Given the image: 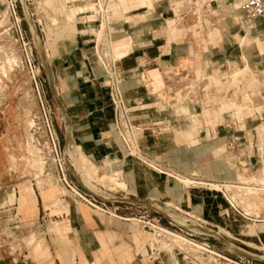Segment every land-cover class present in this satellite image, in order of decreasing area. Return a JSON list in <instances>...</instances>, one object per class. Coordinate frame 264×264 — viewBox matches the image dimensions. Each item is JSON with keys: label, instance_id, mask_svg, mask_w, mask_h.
I'll use <instances>...</instances> for the list:
<instances>
[{"label": "rangeland", "instance_id": "obj_1", "mask_svg": "<svg viewBox=\"0 0 264 264\" xmlns=\"http://www.w3.org/2000/svg\"><path fill=\"white\" fill-rule=\"evenodd\" d=\"M46 1L17 0L18 10L17 20H15L7 9L6 0H0V90L2 91L0 93V185L7 184L9 188H7L5 196L3 190H0V249L17 239L14 234L4 236L2 228L4 229L6 224L5 220L14 222L16 216L21 213V207L15 210L14 207L8 208V205L19 203L22 190H24L26 202L34 201L37 198L43 205H48V203H53V200L48 199L46 193L49 188L54 187L59 190L56 197L61 199L63 205H70L71 208H83L90 212L85 203L73 196L58 182L52 156L49 150L46 149L48 145L42 148L43 144L48 143L47 121H52L61 143V149L65 151L64 161L69 167L74 165V168L71 169H73L74 176L80 183L79 185L97 196L112 199L104 193L105 189H108V192H112L115 196L122 194L123 191L129 193L125 179L132 180L134 178L133 174L136 173V168H138L135 165L138 164L141 165L140 171L144 173L142 178L151 179L153 177L162 185L167 184L172 189V192L164 199L167 202L166 208L163 207L160 211L167 218L174 217L173 219L184 227L197 228L195 220H192L191 217L198 218L200 216L197 214L196 209L190 206L193 193H190L186 185L179 182L177 178L194 181V184H196L195 182L207 184L206 182L211 181L212 183L239 184L248 188L259 186L263 192L253 191L254 194L250 195L245 202L249 203V205L246 203L249 210H251L250 207L252 209L254 207L264 213V203L262 201L264 200V174L258 175L248 170L246 161L238 157L239 151H244L247 147L251 149L252 137L256 136L255 127L239 128V124L242 121L255 123L258 118L263 117L262 114L255 112V109L264 104V31L248 35L245 27L247 29L254 28L253 26L260 22L264 24V20L246 25L242 19L241 10L237 11L233 4L234 0H171L181 3L180 7L183 15L175 18L166 17L168 19H166L165 24L156 36L166 39L167 42L174 39L188 41L190 36L186 37L185 30L188 29V25L198 24L202 31L200 30L199 34L195 36V38L198 37L199 41V47L196 48L195 53L201 60L205 59L204 56L212 55L213 59L211 60L213 61L204 60L203 63L198 65V87L199 91L204 93V96H197V102L195 101L194 104L199 103L201 107L204 104H211L213 108L210 111L198 109L187 113L182 112L180 109L187 106L181 107L179 105L184 102L191 103L196 96L193 97L190 94L191 85L185 87L186 83L183 85L184 87L180 86L176 91L174 87L175 80H168L166 85L172 89V92L161 99L168 103L170 108L167 114H169L168 116L171 114L172 119L178 120L177 125L176 127L174 125H149L138 119L140 115L144 114L141 104H130L127 100L128 96L124 95L125 92L134 87L130 88L129 86L126 87L125 83L121 84L120 93L125 108V111L122 112L121 121L127 126V130H124L122 132L123 136H121L113 126V117L111 128L119 142L122 157L114 162L107 161V164L93 162L98 168V174L97 169L94 173H91L83 165L82 157L79 158L78 153L70 152L69 147H65L63 135L67 116L61 103L55 102L53 99L47 87L44 72L50 52L59 42L76 40L79 38V33H85L84 35H87L85 37L93 40L92 35L96 32L97 24L91 23L90 26L86 24L85 20L81 19L83 17L82 13H87L92 6V0H68V2H66L67 0H52L53 3L50 4H47ZM64 4H66L65 8ZM126 5L130 6L127 10L125 9ZM136 5L137 0H116L114 10H117V15L114 19L120 22L125 21L129 15L122 14H126L135 8L138 9L139 7ZM163 5L162 0H156L152 6L147 7L151 12L161 13ZM66 7L82 10L81 15L77 14L73 21L74 25L69 24L66 17V12H68ZM193 7L195 8L193 12H196V15H193V12L190 13V9ZM136 14L141 17V12L137 11ZM151 18L155 21L159 20L157 15L151 16ZM169 23H175L179 29L180 34L177 37L170 36ZM157 25L160 26L161 23ZM34 29L38 35L37 40L34 36ZM114 31H117L116 28H114ZM20 32H22L24 41ZM118 35H114L112 39L115 47L120 38H123H117ZM25 42L29 43V46L26 47ZM208 45L211 46L208 47ZM188 51L189 49H183L184 58L189 54ZM224 55L232 63L230 66H224L219 62L224 58ZM13 59H16L17 63L7 62V60ZM122 60L118 59L117 62L120 63ZM96 61V66L101 71V78L107 83L106 75L97 57ZM182 61L184 63L186 60ZM145 66L147 65L141 64V68ZM246 67L248 69L245 72L238 74ZM116 69V76L119 79L120 65H116ZM236 81L239 83H236ZM160 84L162 85V81H160ZM109 88L110 82L108 83V90ZM181 88H183V91ZM108 103L113 111V101L109 92ZM194 123L197 127L195 129L196 133H193V138L199 141L197 147H192L190 140L183 136V132L193 130ZM263 123L264 121H261L260 124ZM149 130L157 134H169L170 137L159 143H141L140 139L144 136L142 132H148ZM257 132L262 137V144L264 145V125L258 128ZM38 142H41V146L38 145ZM28 143L31 144L29 146L33 149V154L38 162L42 164L46 162L42 174L38 171V165L35 162L33 164L32 155L27 149ZM130 143L134 147L131 150L128 149V146L131 147ZM219 148H224L225 151L222 153L217 152ZM142 151L147 155L143 154ZM11 155L16 158L15 164L10 161ZM14 157H12V160L15 159ZM222 170L226 171L224 176L220 175ZM124 171H128L127 177ZM164 173L172 176H166ZM69 176L71 180L78 183L73 174L70 173ZM102 176L106 177L105 180L102 179ZM112 176L114 178H111ZM112 180H116L115 183L118 186ZM30 188L34 189L36 197L32 195ZM252 200L254 203L250 202ZM180 204L187 205V208L178 207L181 212L170 209L171 206H180ZM214 205L215 210L218 209L217 201ZM222 207L226 211L224 205ZM52 210H55L56 213L53 214L50 211L47 214L61 216L65 212L60 207ZM151 213V217L158 216L153 212ZM65 214H68V212H65ZM167 218L161 219V226L174 232L176 229L169 225ZM55 224L57 223H54L53 227ZM217 224L220 228L218 234L224 238L223 235L229 233V230L223 226L225 224ZM247 231L249 232V230H246V235H253L251 231L250 233H247ZM50 234H52L51 238L56 250H59L50 262H53L56 257L60 262H63V258H67L66 249L69 247L63 245L61 237L52 230H50ZM175 234L190 239L184 233ZM204 238L198 236L195 239L196 243L201 244L204 242ZM41 239H44V237L37 240L40 241ZM150 239L153 244L158 240L155 236ZM175 240L172 241L171 239V242L163 240V243L161 242L162 249H171V245L175 243L173 247L186 248V246L181 245V242ZM227 241L252 253L230 251L229 248L232 245L230 247L224 246L221 241L220 243L218 240L211 238L209 244L227 257L235 259L237 254L252 259H260L254 254V251L231 240ZM178 243L180 244L178 245ZM165 244L166 246H164ZM44 246H47L45 240ZM40 247H43L42 243ZM70 248L74 250V244ZM232 248L234 249V247ZM33 258L36 259L35 256ZM184 264L191 263L184 261Z\"/></svg>", "mask_w": 264, "mask_h": 264}, {"label": "crops", "instance_id": "obj_2", "mask_svg": "<svg viewBox=\"0 0 264 264\" xmlns=\"http://www.w3.org/2000/svg\"><path fill=\"white\" fill-rule=\"evenodd\" d=\"M154 1L156 0H137L136 6L139 8L122 14L129 16L125 21H119L115 27L119 34L117 38L123 37L116 43V47L114 45L115 55L119 60L123 59L117 63L120 65L119 83H125L126 87H134L125 92L124 95L128 96L127 100L130 104H141L144 112L138 117L141 122L153 126L174 125L176 127L178 120L172 119L171 114L168 116L170 107L165 100L161 99L172 92V89L166 85L167 81L175 80L176 91L178 87H184L183 85L186 83L185 87L191 85L190 94L196 97L191 103L184 102L179 105L181 107L187 106L180 109L182 112L187 113L198 109L212 110L213 105L211 104H204L201 107L199 103H194L197 102V96H204L198 87V65L204 60L213 61L211 60L213 56H204L205 59L201 60L195 53L196 48L199 47L198 37L195 38V36L201 30L198 24L188 25V29L185 30L186 37L190 36L188 41L174 39L167 42L166 39L156 36L168 19L166 17L181 16L183 11L180 7L181 3L178 1L162 0L164 2L163 11L161 13L151 12L147 6H152ZM129 8L130 6L126 5L125 9ZM194 10V7L190 9V13ZM137 11L141 12L140 16L143 19L139 17V14H136ZM195 13L192 14L196 15ZM156 15L159 16V20H152L151 16ZM85 22L90 26L92 25L87 20ZM158 23L161 25L158 26ZM260 23L256 33L264 31V24ZM168 28L171 37H177L180 34L175 23H169ZM245 30L247 33L246 27ZM85 36L87 35L79 33V38L76 40L59 42L51 50L48 57V69L44 68V72L47 87L53 99L55 102L61 103L67 116L63 135L65 147H69L71 152L78 153L79 158L82 155L92 164L93 162L107 164V161L114 162L121 158L122 151L111 128L113 112L108 103L109 80L105 76L106 83L101 78L100 68L96 66L97 61L91 44L92 40ZM183 49H189V54L185 58ZM227 58L224 55V58L219 62L224 66H230L232 63ZM182 60L186 61L183 63ZM141 64L147 66L141 68ZM247 69L248 67L238 74ZM160 81H162V85ZM53 88L57 97L54 96ZM181 90L183 91V88ZM255 112L262 114L263 117L258 118L255 123L242 121L239 124V128L255 127L256 136L252 137L251 149L247 147L244 151H239L238 157L246 161L248 170L261 175L264 174V145L257 129L264 125V123L260 124L261 121H264V104L256 107ZM196 127L197 125L194 123L192 131L183 132V136L190 140L192 147L199 145V141L193 138ZM142 133L144 136L140 142L144 144L159 143L170 137L169 134H157L152 130ZM258 148H262V151H258ZM224 151V148H219L217 152L222 153ZM142 153L147 155L143 151ZM12 157L14 156H10V161L15 164L16 158L14 157L15 161H13ZM135 166L138 168L133 174L134 178L132 180L125 179L129 193L123 191V195L115 196L112 192H108V189H105L104 193L112 199L99 196L107 201L110 214L94 211L88 205L86 206L91 213L83 208L65 206L61 203V199L56 197L59 190L54 187L49 188L46 193V197L53 200V203H48V205H43L37 198L34 201L26 202L24 190H22L19 203L8 205V208L14 207L15 210L21 207V213L16 216L14 222L5 220L6 224L4 229L2 228L4 236L14 234L17 239L0 249V264H173L175 261L184 264L177 252L173 254L163 253L158 261L150 262L147 257L149 255L150 237L144 234L133 220V218L139 217L142 212L136 207L131 208L114 203L117 197H125L133 201L157 205L160 208L165 207L167 202L164 199L168 197L172 189L167 184L162 185L153 177L151 179L142 178L144 173L140 171L141 165ZM96 169L98 171L97 167ZM124 172L127 177L128 171ZM220 172L222 176L226 174L225 170ZM164 175L172 176L168 173H164ZM196 183V185L186 186L187 190L189 189L188 191L193 193L190 206L196 209L200 216L196 219H199L205 227L215 233H220L217 223L225 224L223 226L229 230V233L223 235L225 240H231L254 251V254L260 258L254 259L256 264H264V213H261L257 208L251 209L248 213L242 205L241 208L247 215H238L229 208L219 195L197 187L200 185L198 183L201 182ZM7 188V184L0 185V190H3L4 196L7 194ZM30 190L32 195L36 197L34 189L30 188ZM215 201L218 202V209L216 210ZM262 201L264 203V200ZM250 202L254 203L253 200ZM222 205L226 211L223 210ZM57 207L62 208L68 214L65 212L61 216L47 214L50 211L53 214L56 213L52 209ZM171 207L187 208V205L180 204V206L173 205ZM54 223L57 224L53 227ZM50 230L61 237L63 245L69 247L66 249L67 258L61 254L64 257L63 262H60L57 257L54 258L53 262H50L54 255L59 252L52 242ZM246 230H250L253 236L246 235ZM149 235L154 237L150 233ZM42 237L44 239L37 240ZM44 240L47 242V248L44 246ZM41 243L43 247H40ZM73 244L74 250L70 248ZM242 250L246 251L245 249ZM248 253L251 254L252 252ZM236 256L245 257L237 254Z\"/></svg>", "mask_w": 264, "mask_h": 264}, {"label": "built area", "instance_id": "obj_3", "mask_svg": "<svg viewBox=\"0 0 264 264\" xmlns=\"http://www.w3.org/2000/svg\"><path fill=\"white\" fill-rule=\"evenodd\" d=\"M94 9L97 18V28L96 32L92 35L93 40L91 42L95 56L103 69L106 77L110 82L109 93L112 98V108H113V126L116 131H118L121 136H123V131L127 130V126L122 123V112L125 111L124 103L122 102V94L120 93V85L118 82V77L116 76V60L112 53L113 46V36L117 35L118 32L114 31L115 26L119 23V20L114 19L117 15V10H114V5L116 0H94ZM6 6L12 17L17 20V0H6ZM242 12L246 20L252 24L259 20H264V0H243ZM20 23V21H18ZM100 34V35H99ZM21 38L24 41L22 32H20ZM25 46H29V43H24ZM46 130L48 133V143L43 144L42 148L45 145H48L46 148L49 150L50 155L52 156V161L55 166V173L57 174V179L60 185H62L68 192L73 196L79 199L81 202L88 205L92 210L98 211L104 214H110V209L107 205V201L100 198L99 196L91 193L86 188L79 185L76 176H74L73 169L74 165L69 167L64 161L65 151L61 149V143L59 137L56 133L55 127L52 121H47ZM125 140V139H124ZM38 145L41 146V142H38ZM131 147L128 146V149H133V145L130 143ZM258 151H262V148H258ZM41 151V150H40ZM71 152V151H70ZM43 154V152H42ZM46 162H44V165ZM73 174L75 180L78 183H75L70 179L69 174ZM206 183H212L211 181ZM216 187L212 188L209 184L197 185L201 188L207 189L216 195H219L229 206V208L237 213L238 215L244 216L247 215L242 210L241 206L251 195L246 191V187H243L239 184H225V183H212ZM253 191L261 192L263 191L261 187L251 188ZM115 204H123L128 207H136L139 211L142 212L139 217L133 218L136 222V225L141 229V231L151 238L147 232H157L159 233L157 237V242L154 244L151 243L149 246V255H147L150 262L158 261L163 253L173 254L177 252L180 255V258L183 261H188L191 264H256L254 259L249 257H237L231 258L223 255V253L218 252L213 246L209 244V239L218 240L217 237L213 234L214 231L211 229H205V225L195 217H191L192 220H195L197 228H187L182 226L180 223L176 222L173 218L165 217V214L160 211L161 208L157 205L145 204L138 201L129 200L125 197H117ZM166 208V207H165ZM171 210L175 212H181V209L170 207ZM153 212L157 214L156 217H151L150 213ZM167 218L169 220V225L172 228H175V233H184L190 239L192 243L182 244L186 248L173 247L169 250L162 249L161 242L164 240L167 242L174 237L162 233L161 229L167 230L161 226V219ZM169 231V230H167ZM172 232V231H170ZM172 232V233H174ZM174 233V234H175ZM198 236H203L204 242L201 244L196 243V238ZM186 239V238H185ZM188 240V239H187ZM179 264V262L173 263Z\"/></svg>", "mask_w": 264, "mask_h": 264}, {"label": "bare ground", "instance_id": "obj_4", "mask_svg": "<svg viewBox=\"0 0 264 264\" xmlns=\"http://www.w3.org/2000/svg\"><path fill=\"white\" fill-rule=\"evenodd\" d=\"M52 2V0H47L46 1V3L47 4H50ZM65 2V1H64ZM66 2H68V0L66 1ZM53 3V2H52ZM94 4H95V1L94 0H92V6L89 8V11L87 12V13H82V15H83V17L81 18V19H85V20H87V21H89L90 23H94V25L97 23V18H96V13H95V9H94ZM234 6H235V8H236V10L237 11H240L241 10V13H242V19H243V21H244V23L246 24V25H252V24H250L247 20H246V18L244 17V15H243V12H242V6H243V0H234ZM65 5L66 4H64V8H65ZM67 8V7H66ZM68 9V8H67ZM63 10V9H62ZM66 10V9H65ZM81 11L82 10H76V9H71L70 7H69V9H68V12H66L67 14V19H68V21H69V24L71 25V24H73L74 22V20H75V18L77 17V14H80L81 15ZM238 16H239V14H238ZM240 19V18H239ZM57 22V21H56ZM254 24V23H253ZM261 24V23H260ZM67 25V24H66ZM74 25V24H73ZM72 25V26H73ZM93 25V26H94ZM258 25H259V23L254 27V28H248L247 29V34L248 35H253V33L255 34L256 33V30H257V27H258ZM244 27H245V25H244ZM66 28V27H65ZM69 28H70V26H69ZM66 30V29H65ZM95 30V29H94ZM91 32V31H90ZM95 32V31H94ZM64 33V32H63ZM85 34V33H84ZM100 35V34H99ZM34 36H35V38H36V40H37V37H38V35H37V32L35 31V29H34ZM112 53H113V56H114V58H115V60H116V65H117V61H118V58H117V56L115 55V51H114V45L112 46ZM7 62H9V63H11V62H14V63H17V61H16V59H13V60H7ZM2 68V67H1ZM45 68L46 69H48V67H47V65L45 64ZM5 74V73H4ZM236 80H237V78H236ZM118 82H119V79H118ZM236 83H239L238 81H236ZM120 84V83H119ZM51 85H52V87H53V84H52V82H51ZM256 87V86H255ZM1 89V88H0ZM2 91L0 90V93H1ZM53 92H54V96L55 97H57V94H56V91L54 90V88H53ZM2 100V99H1ZM30 123V122H29ZM31 124V123H30ZM30 126V125H29ZM30 142V141H29ZM29 144L30 143H28L27 145V149H28V151H29V153L32 155V158H33V164H34V162H35V164L36 165H38L37 167H38V171H39V173L40 174H42L43 173V169H44V164H42L41 162L39 163L38 162V160L35 158V156H34V154H33V149L30 147L31 146V144H30V146H29ZM35 151H37V150H35ZM39 152V151H38ZM38 152H34L35 154L37 153V154H39ZM28 153V154H29ZM29 154V155H30ZM81 161H82V163H83V165L85 166V168L87 167L88 169H89V171L91 172V173H94L95 171H96V167H95V165L94 164H92L88 159H86L85 157H83L82 155H81ZM31 158V157H30ZM40 158V157H39ZM41 159V158H40ZM13 161H15V159H13ZM32 164V165H33ZM35 165V166H36ZM71 166V165H70ZM36 168V167H35ZM31 169H33V168H31ZM158 172H160L161 173V171L160 170H158V169H156ZM80 172V171H79ZM88 173V172H87ZM97 173V172H96ZM90 174V173H89ZM97 175V174H96ZM80 176V175H79ZM81 176H82V174H81ZM104 178V176H102V179ZM106 178V177H105ZM105 178H104V180H105ZM111 178H114L113 176L111 177ZM84 179V178H83ZM178 180H179V182H181L182 184H184V185H186V186H192V185H196V184H194V181H190V180H182V179H180V178H177ZM115 181L116 180H112V182H114L115 183ZM260 181V180H259ZM263 181V180H262ZM48 183V182H47ZM50 183V182H49ZM116 184V183H115ZM199 184V183H198ZM203 185V184H205V183H200V185ZM208 184V183H207ZM47 185V184H46ZM50 185V184H49ZM117 186H118V184H116ZM120 185H122V186H124L123 184H120ZM209 185L212 187V188H215L216 186L214 185V184H212V183H209ZM243 185V184H242ZM262 186V185H261ZM122 188V187H121ZM124 189H125V187H123ZM246 191L248 192V193H250L251 192V195H253V190L251 189V187L250 188H248V187H246ZM253 192V193H252ZM263 192V191H262ZM255 199V198H254ZM256 201V200H255ZM256 202H258V201H256ZM249 205V203L248 202H244V204H243V206H244V209H245V211L246 212H248V213H250L249 211V207H247L248 205ZM254 208V207H253ZM250 209H252L251 207H250ZM167 214V213H166ZM170 216H172V215H170ZM174 218V217H173ZM196 218V217H195ZM175 220V219H174ZM179 223V222H178ZM198 227V226H197ZM161 231H162V233H166L167 235H169V236H171V237H174V239H176L175 241H177V242H181L182 244H189V245H191L192 243L189 241V240H187V239H185V238H183L182 236H179V235H176V234H174V233H172V232H170V231H167V230H164V229H161ZM150 234H152V235H154V236H156V235H158L159 233H157V232H149ZM247 233H250V230H249V232L247 231ZM214 235H215V237H217L223 244H225L226 246H229L230 247V245H232V244H230L227 240H225L224 238H222L221 237V235H219L218 233H213ZM250 236H251V234H250ZM253 236V235H252ZM173 238H172V241L174 240ZM155 241V240H154ZM157 242V241H156ZM169 242H171L170 240H169ZM163 243V242H162ZM165 243V242H164ZM175 243V242H174ZM176 244V243H175ZM175 244H173V245H175ZM180 243H178V245H179ZM181 244V245H182ZM171 245V244H170ZM173 245H171V247L173 248ZM164 246H166V244L164 245ZM170 247V246H169ZM176 247V246H175ZM232 247H234V249L232 248ZM183 248V247H182ZM236 249V250H235ZM169 250V249H168ZM229 250L230 251H233V252H236V253H238L237 251H239V252H243V253H247V254H249L248 252H246V251H244V250H242V249H240L239 247H237V246H234V245H232L230 248H229Z\"/></svg>", "mask_w": 264, "mask_h": 264}]
</instances>
